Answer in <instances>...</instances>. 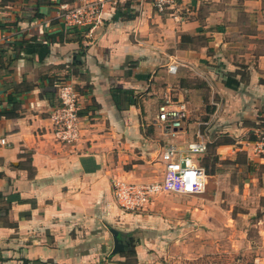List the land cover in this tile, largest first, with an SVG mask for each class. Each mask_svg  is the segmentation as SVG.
Returning a JSON list of instances; mask_svg holds the SVG:
<instances>
[{
	"label": "crops",
	"instance_id": "obj_1",
	"mask_svg": "<svg viewBox=\"0 0 264 264\" xmlns=\"http://www.w3.org/2000/svg\"><path fill=\"white\" fill-rule=\"evenodd\" d=\"M63 2L75 0H0V43L34 38L48 50L10 62L7 45L0 67V110L14 107L10 95L18 102V116L0 117V264L125 260L112 254L110 228L135 236L136 216L117 202L113 180L161 179L165 147L186 146L200 130L223 141L222 154L232 148L243 180L264 197V155L253 151L264 133V0H184L164 13L150 1H108L93 27L67 26ZM80 54L82 136L62 143L51 116ZM167 93L189 106L174 134L157 119ZM145 247H136L140 263Z\"/></svg>",
	"mask_w": 264,
	"mask_h": 264
},
{
	"label": "rangeland",
	"instance_id": "obj_2",
	"mask_svg": "<svg viewBox=\"0 0 264 264\" xmlns=\"http://www.w3.org/2000/svg\"><path fill=\"white\" fill-rule=\"evenodd\" d=\"M211 145L203 193H162L133 213L135 236L146 246L140 264H264V197L243 180L231 147L222 154Z\"/></svg>",
	"mask_w": 264,
	"mask_h": 264
},
{
	"label": "built area",
	"instance_id": "obj_3",
	"mask_svg": "<svg viewBox=\"0 0 264 264\" xmlns=\"http://www.w3.org/2000/svg\"><path fill=\"white\" fill-rule=\"evenodd\" d=\"M108 1L118 3L119 0H75L60 3L58 16L67 26H95L104 17V8ZM150 1L154 9L160 13L176 8L184 0H138ZM2 13H0V21ZM35 23L39 19L33 18ZM43 27H49L50 21L40 22ZM5 35L0 29V40ZM171 73H176L178 65L173 63L168 67ZM78 76L70 71L68 79L58 86V103L52 113L54 136L62 143H76L82 136L81 117L79 114L80 94L77 89ZM189 118V106L185 99L175 98L167 93L159 104L157 119L171 133L181 130ZM5 143L6 139H2ZM210 139L200 130L197 138L188 142L186 146L169 143L163 153L164 171L161 179L155 181L127 182L114 179V194L119 205L129 212L147 210L154 198L162 193H180L197 195L206 190L208 174L201 164V157L209 148ZM253 151L264 155V133L254 143Z\"/></svg>",
	"mask_w": 264,
	"mask_h": 264
},
{
	"label": "trees",
	"instance_id": "obj_4",
	"mask_svg": "<svg viewBox=\"0 0 264 264\" xmlns=\"http://www.w3.org/2000/svg\"><path fill=\"white\" fill-rule=\"evenodd\" d=\"M34 17L36 18V17H38V15L36 14ZM13 24H15V26H16L18 24V22L13 23ZM6 28H7V26L5 24L0 23V29L1 30L6 29ZM7 45L12 46L14 53H15V55L13 57H10V62H12L16 58H18L21 55V52H28L29 50L30 51L35 50L37 52L40 51V53H41V51L43 49H44V53H46L48 51L46 48H44V45H42L40 42L36 41L34 38L24 37L21 40L17 39V40H14L12 42H9V43H3V44L0 43V67L4 65L3 64V57H4L5 52L7 51V49H6ZM80 56H81V54L78 55L77 59H75L74 66L72 67L73 73H75L78 77H79V73H78V70L76 69L75 65H77L79 63V57ZM9 101L14 102V107L12 109H9V110L8 109L7 110H0V117L1 116H7V117L18 116V112H17L18 102L11 95L9 96ZM214 142L216 144L213 142L209 143L208 151L210 149V146H212L211 144H214L213 146H216V145L221 144V142H223V141L222 140H216ZM224 142H232V140L226 139V140H224ZM216 147H218V146H216ZM208 151H207V154H208ZM238 156H239V154H238ZM203 158L204 157H201L200 161H201V164L206 168L205 164L203 163ZM237 159H236V161H237ZM206 170H207V168H206ZM207 174H208V172H207ZM122 237H123V239L127 245H126V248L122 252H120V254L122 256H125V260L118 261V264H138L139 259H138V253H137L136 247L140 243V239L135 237L134 235H132L130 233H127V232H122ZM131 257H133L134 259L130 260L129 258H131Z\"/></svg>",
	"mask_w": 264,
	"mask_h": 264
},
{
	"label": "water",
	"instance_id": "obj_5",
	"mask_svg": "<svg viewBox=\"0 0 264 264\" xmlns=\"http://www.w3.org/2000/svg\"><path fill=\"white\" fill-rule=\"evenodd\" d=\"M110 231L112 232L114 238V248L112 250V254L115 255L122 252L126 248L127 244L122 238L121 232L118 229L111 227Z\"/></svg>",
	"mask_w": 264,
	"mask_h": 264
}]
</instances>
